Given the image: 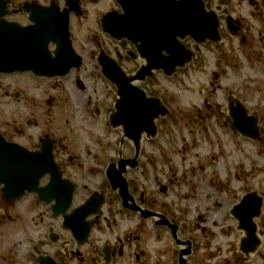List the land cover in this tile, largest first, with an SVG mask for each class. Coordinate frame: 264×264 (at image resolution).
<instances>
[{
	"label": "flooded vegetation",
	"instance_id": "obj_1",
	"mask_svg": "<svg viewBox=\"0 0 264 264\" xmlns=\"http://www.w3.org/2000/svg\"><path fill=\"white\" fill-rule=\"evenodd\" d=\"M168 1L172 3L171 1L174 0ZM241 5H244V7L240 8ZM157 6L163 10L164 2L158 1ZM203 6L204 12L206 14L214 12L220 23L221 46H226L224 53L226 55L224 59L225 66L229 67L234 60L242 59L250 70L255 71V74L258 71V73L264 75V0H203ZM35 9H49L51 13L54 12L58 15L57 18L63 20V17L66 16L70 38L75 51L78 53L77 47L81 46L82 49L89 45L90 48L84 50L89 57L96 56V46L102 45L100 43L101 40H111L110 37L101 31L100 20L102 16L110 11L120 12L114 0H0V20L15 22L20 26H28L32 23L29 17L34 14ZM161 13L163 14V12ZM81 32H83L85 41L79 45L77 43V33L82 35ZM127 38L121 37L120 39L122 42H126ZM186 44H189L188 47H191L194 52V60L201 56L200 49L204 47L190 41H186ZM92 45L95 48L93 50H91ZM102 46L104 47V45ZM120 46L123 47H121V52L126 50L132 52V47L129 43H122ZM53 48V45H51L49 50L52 51ZM104 49L106 54H112L115 57L120 66L123 64V55H120L117 50L112 52L106 45ZM125 61L133 64L127 58ZM134 68V66L130 68L122 67L128 74L133 73L135 71ZM78 71L79 69L70 71L64 80L49 79L47 81H52L53 86H56L52 88L53 91L57 90L58 86L61 87L60 91H66L67 83L71 87L73 85L76 86L79 92L84 93L86 87L83 80L79 76L74 77V74ZM97 72L98 76L101 77L98 67ZM218 78L219 75L215 72L213 79L218 80ZM147 82L145 81L140 85V88L150 97L157 98L145 88L148 84ZM112 90V104L106 110L97 103L94 94H92L88 96L82 95L81 99H79V111L89 115V117L90 114L100 116L102 111H104L103 115H106L107 125L112 112H116L117 100L119 99L116 90L114 88ZM240 94L241 91L239 93L227 91L222 98V104L215 103L214 106L205 101V112H197L194 115V123L207 130L209 124L214 120L233 132L230 126L234 125L236 117H242L241 113L235 112L237 104L240 102L245 106L244 98ZM0 95H9L8 90H5L2 85H0ZM15 99H19V94L15 95ZM62 102L64 101H61L55 94H49L48 98L41 102L43 108L46 107L45 114L48 124H53L52 115L54 109L55 113L58 111L60 116L76 115L72 114L71 110L63 109ZM67 102L74 104V100ZM232 110H234L233 113L231 112ZM247 116L256 120V126L259 128L256 140L245 139L240 134L233 133L247 142H252L255 146L256 143L258 145L264 144V132L263 128H261L262 117L256 111L252 112L250 109H248ZM31 117L35 118L34 116ZM162 120L157 123V137L154 140L158 139ZM67 121L65 118V122ZM38 123L37 120H27L25 126L27 128L38 127ZM22 124V122H19L13 127V135L16 136V139L8 138L5 135L4 137L33 152L40 150L42 138H49L52 143L53 155L58 165L60 178L64 181L62 182L61 191L65 193L71 187L72 205L61 216H55L51 206L40 203L36 195L29 194L14 203H8L0 188V264H42L39 259H47L48 257L55 264H69L71 262H76L77 264H157L156 260V263L148 262L146 256L147 248L145 245H141L142 235L137 234L138 231L135 234L129 230L115 234L118 231L116 228L118 221L123 224L129 221L134 222L132 220L134 219L138 223L136 230L138 228L143 229V225L146 224L149 225L151 232L153 230L157 233L163 231L170 233L165 221L177 227V234L187 230L186 224H183V230L180 231V226L170 216L166 215L161 207H156V200L153 203L148 196L149 165H152L153 162L145 160L144 149L146 145H151L154 142L142 139L136 150L130 142L125 141L120 136L118 144L115 141L109 143L107 148L95 150L94 155L90 157L92 160L81 161V156L72 149L74 145L68 142L67 139L65 141L67 145L62 141L65 135H61L62 131L60 128H55L52 125L48 133H46L45 128L42 129V135L33 143L32 135L26 134L25 130L20 127ZM106 153L108 155H105ZM89 154L90 152L87 151V155ZM133 165L135 166L131 167ZM150 168L152 172L156 170L155 165ZM202 169L204 168L200 167L199 171H203ZM155 173L158 175L157 170ZM108 174L112 175L115 181L120 180L121 183L119 185L115 184L112 188L110 181L107 179ZM191 175H195V173L192 172ZM86 179H88L87 184L83 183L80 188L79 183L86 181ZM155 179H157V176ZM48 181L49 176H46L41 180V186L47 184ZM157 186L159 192L164 194V184ZM82 188H84L82 191L84 193H79ZM225 188L227 192L231 191L229 186ZM243 191L244 193L241 194L240 198L257 192L263 199V208L256 220L257 233H263V237L260 239V248H262L264 245V194L260 193L256 188L244 187ZM108 198H112V206L108 210H103ZM90 199L102 200V204L96 215H88L87 219L84 220L83 229L87 225L89 233L87 239L82 242L81 238L75 239L67 227H76L79 235H82V224L79 218H74V216L77 208ZM78 200H81V202L75 204ZM31 201L35 207L39 205L41 208H33ZM215 205L218 206L219 203L216 202ZM197 218L200 222L204 221L202 216ZM111 231H113V234ZM107 233L109 234V239L106 238V240L101 241L98 234H103L100 235L102 238ZM95 235H97L96 240ZM184 240L191 243V253L185 257L186 264H189L190 258L194 253V241L188 238H184ZM178 256L179 249L177 248L172 264H179ZM244 260L246 259L243 255Z\"/></svg>",
	"mask_w": 264,
	"mask_h": 264
},
{
	"label": "rangeland",
	"instance_id": "obj_2",
	"mask_svg": "<svg viewBox=\"0 0 264 264\" xmlns=\"http://www.w3.org/2000/svg\"><path fill=\"white\" fill-rule=\"evenodd\" d=\"M243 7L241 5L240 8ZM81 33L82 35L77 33L79 45L85 41L83 32ZM103 42L112 52L117 50L123 55L117 44ZM88 48L89 45L82 49L81 46L77 47L83 64L74 74V77L79 76L83 80L86 87L84 93L67 83L66 91H60V86L53 91L52 88L56 86H53L52 81L34 79L27 74L0 75V85L9 92L8 96L0 95V132L8 138L16 139L13 127L22 122L20 127L26 134L32 135L34 143L42 135V129L45 128L48 133L53 125L61 129V135H65L62 140L64 144L67 145V139L74 145L72 149L81 156V161L92 160L90 157L94 155V151L107 148L109 143L115 141L118 144L120 135L106 125L104 111L100 116L90 114V117L79 111V99L82 95L94 94L97 103L105 110L112 104V87L98 76L94 57H89L84 52ZM93 49L92 45L91 50ZM200 50L201 56L188 67L169 78L156 73L157 76L145 86L151 95L161 98L169 108L168 116L162 120L158 139L144 149L145 160L153 162L149 166L155 165L158 173H155L156 170L152 172L149 167L148 196L153 203L156 200V207H161L180 226V231L183 230L182 225L186 224L187 230L181 231L179 237L194 241V253L189 264H264V245L258 249V253L251 256L249 262L243 261L242 254L238 252L242 234L236 230V221L229 214L231 206L244 193V187L256 188L264 194V144L256 143L255 146L252 142L235 136L214 120L207 125V130L193 120L197 112H205V101L213 106L215 103L222 104L227 91H241L245 106L262 117L261 128L264 132V75L258 71L255 74L242 59H233L229 67L225 66L226 46L222 47L221 44L209 45ZM121 66L130 68L137 65L123 59ZM215 72L219 75L216 81L213 79ZM59 84L62 85L61 82ZM16 94H19L18 100L15 99ZM49 94L59 97L65 102H62V108L71 110L76 115L60 116L54 109L53 124H48L46 107L43 108L41 102ZM71 100H74V104L67 102ZM27 120H37L39 126L27 128ZM87 151L90 152L89 155ZM200 167L204 168L203 171H199ZM192 172L195 175H191ZM84 181L79 183L80 188L83 183L87 184L88 179ZM159 184L167 186L165 194L159 192ZM226 186L230 187V192H227ZM83 190L84 188L79 190V193H84ZM78 202L81 200L75 204ZM216 202L219 203L218 206L215 205ZM31 203L33 208H41L39 205L35 207L32 201ZM111 206L112 198H108L103 210H108ZM198 216H202L204 221L200 222ZM132 220L134 222L123 224L118 221V231L115 234L126 230L135 234L138 231L137 234L142 235L141 245L147 248L149 263L172 264L177 246L169 233H157L153 230L152 233L146 224L143 229L136 230L138 223ZM100 235L103 234H98L101 241L109 239L108 233L102 238Z\"/></svg>",
	"mask_w": 264,
	"mask_h": 264
},
{
	"label": "water",
	"instance_id": "obj_3",
	"mask_svg": "<svg viewBox=\"0 0 264 264\" xmlns=\"http://www.w3.org/2000/svg\"><path fill=\"white\" fill-rule=\"evenodd\" d=\"M158 1L164 2L163 10L157 6ZM116 2L122 13L105 15L102 27L111 36H128L135 53L145 63L135 75L127 76L103 52L98 56L97 62L104 77L117 87L119 99L116 112H112L109 117L111 127H121L124 137L137 147L142 134L145 133L148 138L155 137V122L169 112L160 99L147 97L141 89L132 86L131 82L152 77L154 70H162L165 75L171 76L177 68L191 62V52L182 41L189 38L198 44L208 41L218 43L220 25L214 13L204 12L202 0H178L172 3L166 0ZM57 16L49 9H36L30 18L34 24L26 27L0 20V73L31 72L36 77L52 78L65 76L71 68L79 67L81 58L72 50L66 16L63 17L64 20ZM50 44L56 46L54 56L49 52ZM130 54L136 58L134 53ZM236 111L242 117H236L231 128L244 137L255 139L258 135L256 120L247 117V110L239 103ZM42 151L27 152L22 147L7 142L0 134V185L7 201H14L25 192L36 193L45 202L54 199L55 214L58 215L69 207L72 189L70 187L65 193L61 191L63 186L53 163L49 142L43 145ZM46 174L50 175L49 184L40 189L39 181ZM107 179L112 188L121 183L109 174ZM250 199V195L245 197L231 211L239 220V228L247 234V239L242 241L240 248L246 255L253 253L259 245V241L254 239L256 227L252 220L259 215L261 200L256 199V207L247 206L245 202L248 203ZM101 204L102 200L90 199L76 210L74 218H79L82 224V235H79L76 227H69L76 238L86 239L88 226L85 225L83 229V221L88 215L95 214ZM165 224L177 245H187L179 254V264H186L184 256L190 254V242H180L176 235L177 227L167 221Z\"/></svg>",
	"mask_w": 264,
	"mask_h": 264
}]
</instances>
